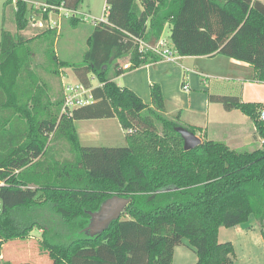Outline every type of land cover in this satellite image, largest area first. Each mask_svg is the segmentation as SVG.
I'll return each mask as SVG.
<instances>
[{"label": "trees", "instance_id": "1", "mask_svg": "<svg viewBox=\"0 0 264 264\" xmlns=\"http://www.w3.org/2000/svg\"><path fill=\"white\" fill-rule=\"evenodd\" d=\"M82 1L45 0L72 9ZM6 4L13 6L12 0ZM13 12L17 32L25 31L27 4L17 0ZM106 20L108 25L93 27L80 64L53 58L50 73L71 68L78 82L92 89L93 103L66 114H61V94L51 97L36 72L30 47L56 31L33 38L1 33L0 247L37 228L53 264H171L174 248L184 240L196 264H229L233 246L218 242L220 227L233 228L253 216L264 239V141L250 152L208 140L184 151L175 128L196 136L200 129L165 115L160 86L151 85L148 106L113 79L122 74L120 59L130 57L133 67L160 60L140 53L132 38L154 43L169 25L168 40L178 56L222 55L250 64L264 82V5L257 0H106ZM210 101L239 110L264 140V105L227 96ZM102 119L135 130L125 137L126 147L80 144L74 123ZM115 195L130 199L124 213L91 237L85 231L89 214Z\"/></svg>", "mask_w": 264, "mask_h": 264}, {"label": "crops", "instance_id": "2", "mask_svg": "<svg viewBox=\"0 0 264 264\" xmlns=\"http://www.w3.org/2000/svg\"><path fill=\"white\" fill-rule=\"evenodd\" d=\"M257 1L264 5V0ZM38 2H45V0ZM120 77L125 80V86L116 83V79ZM113 82L120 88L132 91L148 106H151L150 87L158 84L165 103V115L170 119H178L185 126L199 128L200 133L197 137L201 141L224 143L235 151H253L263 146L264 140L258 135L253 122L247 116L236 109L225 110L220 103L210 101L211 96H227L237 98L244 103L264 105V94L257 95L258 93L255 92L257 85L264 88V82L255 78L254 69L250 64L222 55L179 56L177 62L160 59L139 67H132L122 71V74L115 77ZM184 87L187 88L184 89ZM166 102L169 104L168 107ZM85 130L87 129L76 130L80 143H89L88 140H93L92 131ZM259 141L261 142L258 145ZM234 230L239 235L246 232L241 225L235 226ZM219 233L220 229L218 240ZM263 244L264 239L260 234L259 241L255 239L248 242L249 253L245 252L241 257L235 254L232 244L234 258L229 264H264ZM10 248L18 247L11 242L1 246L0 264L6 263L5 251ZM196 260L195 252L184 240L182 245L174 248L171 264H196Z\"/></svg>", "mask_w": 264, "mask_h": 264}, {"label": "rangeland", "instance_id": "3", "mask_svg": "<svg viewBox=\"0 0 264 264\" xmlns=\"http://www.w3.org/2000/svg\"><path fill=\"white\" fill-rule=\"evenodd\" d=\"M6 1L7 0H0V39L2 31L9 32L15 37L23 35L24 38H33L37 33L29 27L22 33L17 32L14 22L13 6L7 5ZM78 8L80 12L89 14L98 20L106 18V13L104 12L106 8V0H83ZM63 23L60 30L56 31V36L46 35L35 39L30 44L33 52L34 65H38L35 70L39 74L42 82L45 83L48 89L47 92L51 97L59 96L60 94L62 96V83L67 82L68 84H74L78 82V79L71 68L59 69L58 74L50 73L55 67L53 58L55 57L56 61L80 64L82 62L83 54L88 49L87 40L92 33V25L90 23H81L76 28L71 27L67 23H64V25ZM162 36L163 38H169V25L165 26ZM89 80L92 87L97 86L98 83L94 77L89 76ZM116 83L122 86L126 85L123 77L116 79ZM256 88L257 90H255V92L258 93L257 95L264 94V88H261V86L258 85ZM168 106L169 104L166 102V107ZM81 128L87 129L85 130L87 132L92 131L91 137L93 138V140H88L89 143H80L83 147H126L125 137L135 133L134 129L131 130V133L123 131L118 121L115 119L90 120L75 123L76 130L80 131ZM260 142L261 141L258 142V145ZM243 151L250 152V150ZM67 156L68 155L65 153V157ZM42 222L46 224L44 221ZM241 226L246 232L240 235L235 232L234 227H220L218 240L219 243L233 244L235 254L240 257L243 256L245 252L247 254L249 253L250 247H247L248 242L255 239H258L259 241L260 239L259 227L253 216H250L247 222ZM40 241L41 231L34 228L28 237L11 242L18 248H10L5 251L6 255L4 261L8 264H53L48 255L43 252Z\"/></svg>", "mask_w": 264, "mask_h": 264}, {"label": "built area", "instance_id": "4", "mask_svg": "<svg viewBox=\"0 0 264 264\" xmlns=\"http://www.w3.org/2000/svg\"><path fill=\"white\" fill-rule=\"evenodd\" d=\"M12 0L13 8L15 9V2ZM27 4L28 13V27L40 33L47 30L58 31L61 28L63 22L70 20H78L81 23H90L92 27L97 25H108L105 19H96L89 14H84L78 9H72L65 7L63 4L51 5L46 2L27 1L22 0ZM106 13V8L104 10ZM134 43L138 46L140 53H150L159 57L162 60L177 62L179 59L175 49L170 44L168 38L161 37L154 43H146L141 39L132 38ZM119 68L122 71H127L132 68L130 57L120 59L118 61ZM187 87H184L186 89ZM92 89L85 87L80 82L74 84L62 83V108L61 114H66L73 109L87 106L94 102ZM260 120L264 121V110L260 112ZM131 133V130H128Z\"/></svg>", "mask_w": 264, "mask_h": 264}, {"label": "water", "instance_id": "5", "mask_svg": "<svg viewBox=\"0 0 264 264\" xmlns=\"http://www.w3.org/2000/svg\"><path fill=\"white\" fill-rule=\"evenodd\" d=\"M175 131L183 140L184 151H190L202 143L199 137L183 127H177ZM129 202V198H122L117 195L107 199L100 205L96 212L89 214L90 221L85 231L88 232L91 237L100 234L107 229L111 222L120 219ZM228 258L233 260L232 255H229Z\"/></svg>", "mask_w": 264, "mask_h": 264}]
</instances>
